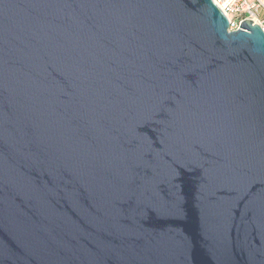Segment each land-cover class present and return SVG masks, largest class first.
Masks as SVG:
<instances>
[{
	"label": "water",
	"instance_id": "water-1",
	"mask_svg": "<svg viewBox=\"0 0 264 264\" xmlns=\"http://www.w3.org/2000/svg\"><path fill=\"white\" fill-rule=\"evenodd\" d=\"M212 0H0V264H264V34Z\"/></svg>",
	"mask_w": 264,
	"mask_h": 264
},
{
	"label": "built area",
	"instance_id": "built-area-1",
	"mask_svg": "<svg viewBox=\"0 0 264 264\" xmlns=\"http://www.w3.org/2000/svg\"><path fill=\"white\" fill-rule=\"evenodd\" d=\"M226 17L229 29L236 31L240 23L250 20L260 27L264 34V0H212Z\"/></svg>",
	"mask_w": 264,
	"mask_h": 264
}]
</instances>
